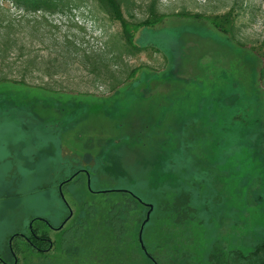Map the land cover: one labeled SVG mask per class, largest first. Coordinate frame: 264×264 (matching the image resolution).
Instances as JSON below:
<instances>
[{
  "label": "rangeland",
  "instance_id": "obj_1",
  "mask_svg": "<svg viewBox=\"0 0 264 264\" xmlns=\"http://www.w3.org/2000/svg\"><path fill=\"white\" fill-rule=\"evenodd\" d=\"M149 2L137 0V19L146 18ZM159 3L162 14L184 10L211 16L233 8L239 14L240 40L254 48L263 40L264 0ZM39 17L0 0V31L10 25L15 43L0 76L16 81L26 60L36 56L43 62L27 77L30 89L0 85V198L13 186L16 197L0 200V232L7 219L15 228L5 234L27 232L32 217H50L57 227L67 217L57 184L46 191L41 187L81 169L89 173L94 192L124 188L154 209L159 196L190 194L195 214L189 249L202 261L218 239L231 249L247 244L249 234L264 233V125L247 109L257 99L243 86L249 74L241 61L254 65V52L247 48L246 55L205 24L184 20L145 27L135 33L134 43L148 50L124 60L129 70L154 72L141 70L110 93L112 81L95 77L82 55L102 56L108 36L120 32L119 24L84 10L47 16L45 26H35ZM149 48L157 49L160 58ZM45 84L49 91L34 88ZM79 179L85 186V177ZM84 186L73 183L68 192L87 219L85 237L72 256L57 254L49 264H90L80 260L92 244L106 247L110 264L129 253V247L128 252L109 247L112 236L104 225L119 196L91 195ZM133 213L140 221L130 227L136 239L146 210L138 207ZM159 223L151 220L143 235L146 243L159 235ZM0 253L11 263L7 248Z\"/></svg>",
  "mask_w": 264,
  "mask_h": 264
},
{
  "label": "trees",
  "instance_id": "obj_2",
  "mask_svg": "<svg viewBox=\"0 0 264 264\" xmlns=\"http://www.w3.org/2000/svg\"><path fill=\"white\" fill-rule=\"evenodd\" d=\"M11 1L14 2L19 9L23 10L26 16L40 15L39 20L33 23L35 26H45L47 23L45 17L47 16L54 14L67 16L80 10L87 11L92 16L101 15L110 22L118 23L120 32L116 35L108 36L106 42L107 48L106 51L101 54L102 56L97 57L94 54L88 55L87 53L82 55L84 61L93 65L89 66L90 69L92 67L91 71L94 73L95 77L102 75L105 79L112 81L109 85L110 93L121 90L141 70H150L145 69V67H138L129 70L125 63L126 60H124L125 58L134 59L148 50L135 45V33L138 30L145 27H157L166 24L172 25L173 23L182 22L184 20L193 23L191 24L192 26L205 24L214 33L224 36L225 39L238 46L246 55L249 54V52H254V65L245 63V60H241L244 65V72L247 73L246 75L249 74V78L244 82L243 86L247 89L248 96L252 94L250 97L257 99V102L250 103L247 109L252 113L251 115L254 117V120L264 125V35L261 44L256 47L257 49L254 47H247L238 37L239 30L236 26V22L239 18V14L236 13L233 8H230L223 14H215L211 16H205L204 14L198 13L191 14L184 10L180 13L162 14L159 11V0H150L146 8V18L139 20L135 16V10L138 8L137 0ZM11 36L10 25H7L5 30L0 31V67L5 60H8L11 49L15 44ZM110 39L112 40V44L109 43ZM152 49L153 48H149V50L156 52V59H159L160 52L157 49L155 51ZM246 49L250 51L247 52L245 51ZM20 56H23V54L20 53L18 57ZM100 60H104L105 62H100ZM164 61L166 62L165 58ZM50 64L53 65L52 62ZM41 66H43V62L40 63L36 60V56L33 59L26 60L18 80L10 81L6 76L1 75L0 85L5 89H30L28 87L31 85L27 82V77H32V74L39 72ZM253 70H255V72H253ZM159 72L160 71L156 73L158 74ZM254 73L255 76L253 75ZM45 76L47 79H52V75L48 74V72ZM240 85L242 86V83H240ZM45 86L46 84L34 88L44 92L49 91L48 89L46 90ZM79 170L81 169L76 170V172ZM72 173L74 174V171ZM68 178L69 177H65V175L62 174L57 178L55 184L50 182L43 185L41 189L42 191L50 190L56 187V184L58 185ZM73 183L84 186L79 177L63 186L64 198L69 207L73 210L74 215L69 223H67V225L55 235V248L53 250L55 255L63 254L64 256H72L73 252L80 247L88 227L87 219L81 217V214L78 213V209L69 197L68 190ZM14 187L15 186H13V188ZM13 188L12 191L5 195V198L3 197L4 199L0 198V200H15L16 197ZM84 189L87 190L86 184ZM112 190L127 189L117 188ZM114 195L119 196L120 199L111 206L107 215V220L104 224L105 227L110 230L112 236L109 247L114 246L116 250L122 252H128V247L130 250L128 254L124 255V253H122L123 258L113 264H151L141 253L137 240L130 235L131 225L140 222L133 213L134 209L142 207L123 192L114 193ZM190 201L191 196L185 191L175 194L172 198L167 195H162L156 199V208L151 214L150 221L145 227L143 235L149 227L151 220L155 222L157 219L158 222H160V233L156 237V240L153 238L149 243H146V240H143L147 252L155 260L156 264H227V256L226 254L221 253L222 249L219 248L218 242L216 241L211 248V251L206 255L207 257L205 261L200 260L199 257H194L190 252L189 248L193 241L191 237L193 228L190 227V224L194 221L195 214ZM86 210L88 211V217L92 218L93 211L91 207H86ZM156 213L158 214L157 219ZM35 221L33 228L34 232L37 233L39 237H46L49 231L44 229L45 226L42 223L37 222V220ZM33 243L39 248L42 247L39 242L33 241ZM93 245L94 244L88 249L82 250V255L84 257H82L80 261H87V263L90 264H110V260L107 258L108 252L106 251V247L99 244H95L96 246ZM13 249L21 257L20 264H44V257L35 250L30 249L28 245L15 243ZM251 264H264V255H262L258 261Z\"/></svg>",
  "mask_w": 264,
  "mask_h": 264
},
{
  "label": "flooded vegetation",
  "instance_id": "obj_3",
  "mask_svg": "<svg viewBox=\"0 0 264 264\" xmlns=\"http://www.w3.org/2000/svg\"><path fill=\"white\" fill-rule=\"evenodd\" d=\"M78 172H79V174L77 176H75V178H77L79 176H84L85 177V184H86L87 177H86L84 172H87V171L86 170H79ZM76 173L77 172H75L74 174H76ZM73 175H71L69 178H71ZM88 175H89V173H88ZM89 177H90V175H89ZM73 180H71L70 182H72ZM63 182H61V183H63ZM60 184L57 185L58 195H59L58 187ZM86 188H87V184H86ZM90 188H91V183H90ZM87 190H88V188H87ZM126 191L127 192H125V194L129 198L133 199L139 206L144 208L146 210V213H147L148 208L144 205V204L147 205V203L142 201L138 196L133 194L130 190H126ZM88 192H89V194L94 195V193L90 192L89 190H88ZM62 193H63V187H62ZM63 196H64V194H63ZM59 197H60V195H59ZM138 199L141 200L143 204H141L138 201ZM65 208H66V206H65ZM152 208H153V206H152ZM66 210H67V208H66ZM153 210H154V208L152 209L151 214L153 213ZM71 211H72V217L69 219V221L73 218V215H74V212L72 209H71ZM146 213H145V216H146ZM49 214H53V212L51 211ZM151 214H150V217H151ZM68 215H69V212L67 210V217H68ZM67 217H65L61 221H59V224L57 227H55L54 223H52V221L49 220V219H52L50 217L49 218L35 217V218H32L29 220V223L27 225V232L22 233L20 231H17L16 229H13L14 230L13 233L5 234V231L8 230L9 228H15L14 222L11 223L7 219L6 222L4 223L5 227H7V228L2 229V231L0 232V250L6 249V248L8 249V253H9V257L11 259V263H9L0 253V264H20L21 257L13 249L15 243L28 245L30 247V249L35 250L37 253H39L41 256L44 257V259H43L44 264H49L50 261L55 256V254L53 252V250L55 248V245H54L55 235H57L67 225V223H69V221H67L60 230H57V229L63 224L64 220ZM144 219H145V217H144ZM35 220H37V222L42 223L45 226L44 229L49 231V233L47 234L46 237H39L38 234L34 232L33 228H34V224L36 222ZM149 221H150V219H149ZM141 223H140V225H141ZM2 224L3 223H0V226H2ZM139 228H140V226H139ZM138 231H139V229H138ZM155 231H156V228H155ZM155 234H156V232H155ZM137 235H138V233H137ZM136 240H137V237H136ZM155 240H156V236H155ZM33 241L41 243L42 247H40V248L37 247L33 243ZM142 241H143V234H142ZM218 241H219L218 245L222 246L221 253L226 254V256H227V260H226L227 264H251V263H255L256 261H258L260 259V257L262 255H264V233L260 234L259 236H257L256 233L249 234L247 236V239H246L247 244H244L243 247H241V245H240L237 248H231L230 249L229 245H227V244L225 245L224 243L221 242V239L220 240L218 239ZM137 243H138V240H137ZM138 245H139V243H138ZM143 245H144V243H143ZM139 248H140V245H139ZM227 248H228V250H227ZM140 251L143 254V256H145L151 264H156L155 260L149 255L147 250H146V252L150 258H148L142 252L141 248H140Z\"/></svg>",
  "mask_w": 264,
  "mask_h": 264
},
{
  "label": "water",
  "instance_id": "obj_4",
  "mask_svg": "<svg viewBox=\"0 0 264 264\" xmlns=\"http://www.w3.org/2000/svg\"><path fill=\"white\" fill-rule=\"evenodd\" d=\"M84 173H85V175H86V177H87V182H86V184H87V188H88V190H89L90 192H92V193H94V194H114V193H121V192L125 193V192H127L126 190H105V191L94 192V191H92L91 188H90V177H89L88 173H87V172H84ZM78 174H79V172H77L76 174H74V175H73L71 178H69L68 180H66V181H64L63 183H61V184L59 185V187H58L60 198H61L62 202L64 203V205L66 206V208H67V210H68V212H69V215H68V217L64 220L63 224H62L57 230H60V229L64 226V224H65L67 221H69V219L72 217V211H71V209H70L68 203L66 202V200H65V198H64V196H63V193H62V187H63V185H65V184H67L68 182H70L71 180H73V179L75 178V176H77ZM130 194H131V193H130ZM131 195H132V194H131ZM138 201H139L141 204H143L141 200L138 199ZM144 205L148 208V212L146 213L145 219L143 220V222H142L141 225H140V228H139V231H138V235H137V240H138V243H139V245H140V248H141L142 252H143L148 258H150L149 255H148L147 252H146V249H145L144 245H143L142 234H143V232H144V229H145L146 225H147L148 222H149L150 214H151L153 208H152V205H150V204H147V205L144 204Z\"/></svg>",
  "mask_w": 264,
  "mask_h": 264
}]
</instances>
